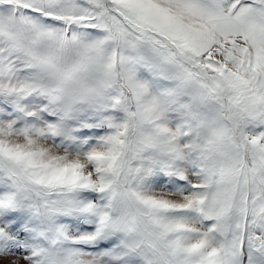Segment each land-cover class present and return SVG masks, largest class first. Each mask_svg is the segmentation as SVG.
<instances>
[{
	"label": "snow or ice",
	"instance_id": "snow-or-ice-1",
	"mask_svg": "<svg viewBox=\"0 0 264 264\" xmlns=\"http://www.w3.org/2000/svg\"><path fill=\"white\" fill-rule=\"evenodd\" d=\"M0 264H264V0H0Z\"/></svg>",
	"mask_w": 264,
	"mask_h": 264
}]
</instances>
